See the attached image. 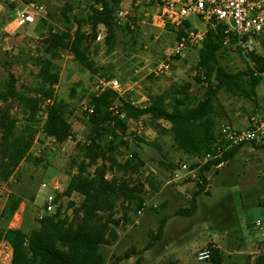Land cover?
Segmentation results:
<instances>
[{
  "label": "trees",
  "instance_id": "16d2710c",
  "mask_svg": "<svg viewBox=\"0 0 264 264\" xmlns=\"http://www.w3.org/2000/svg\"><path fill=\"white\" fill-rule=\"evenodd\" d=\"M32 1L25 0L27 3ZM72 1L75 0H67L63 7L60 28L50 29L41 39L37 55L31 58L37 67L34 83L18 88L14 76L10 75L6 87L0 91V181L8 182L25 160L35 164L42 161V157L32 153L39 137H42V143L46 139L63 143L73 136L69 117L76 114L75 108L65 99L58 98L55 92L60 81L58 59L62 52L69 51L80 70L88 72L92 79H110L116 76L114 68L100 64L92 56L93 45L98 43V26L103 24L107 28L104 42L108 52L114 50L118 28L129 33L140 30L139 27L131 28L128 23H118L117 12L121 0H95L102 4V9L90 4V12L85 16L73 13ZM132 19L139 18L132 16ZM74 23L77 25L74 26ZM185 25L190 27L189 22ZM183 29L176 32V37ZM135 44L136 38L133 37V46ZM228 49L220 28L207 32L198 50L195 75V79L205 87L202 96L198 90L193 91L190 83H173L159 92L149 93L147 101L141 105L128 95L120 96L110 88L89 92L84 111L77 115L88 132L84 140L76 143L77 153L71 163L76 171L71 174L64 192L58 195L60 199L76 193L82 199L79 203L69 201L66 210H71L72 215L63 212L61 204L56 213L45 214L38 219L37 227L26 231L22 226H10L24 201L20 194L12 191L0 215V246L8 242L12 247L11 264H120L139 254L135 245L122 254H112L110 258L102 250L103 246H112L118 240V228L124 219L128 220L127 212L132 207L138 211L144 207L146 188L150 186L155 191L159 188L157 178L151 172L143 178L132 180L129 177L139 174L144 166L138 151L132 150L124 161L118 158L120 149L130 148L131 141L148 143L135 132H132L131 140L128 138L130 121H141L145 126L161 119L169 121L170 127H158V131L172 135L176 147L193 160L189 165L197 169L199 178L196 182L198 189L190 199L191 205L178 209L175 214L193 215L197 208V197L207 191L206 174L213 167L234 159L244 145L216 153L221 122L229 117L228 109L219 104V93L223 91L231 97L257 103V87L264 80V54L251 52L246 57L237 49L246 61V68L231 71L220 59ZM75 92L76 89L72 88V96ZM15 106L26 116L23 124H19L18 117L12 111ZM151 144L160 148L157 141ZM210 152L214 156L205 164L199 166L195 162V158ZM173 166L178 167L174 163ZM109 171L115 172L109 177ZM116 171L123 175L119 176ZM118 207L124 209L122 216L116 215ZM166 223L167 217L164 216L156 231L150 233V240L141 252L152 248L162 239ZM208 248L212 250L210 263L223 264L221 249L212 243ZM255 264H264V253L257 256Z\"/></svg>",
  "mask_w": 264,
  "mask_h": 264
},
{
  "label": "rangeland",
  "instance_id": "374dc122",
  "mask_svg": "<svg viewBox=\"0 0 264 264\" xmlns=\"http://www.w3.org/2000/svg\"><path fill=\"white\" fill-rule=\"evenodd\" d=\"M66 1L34 0L27 3L25 0H0V91L6 87L10 75L14 76L18 88L34 83L37 67L31 58L37 55L39 43L50 29L60 28ZM90 4V0L72 1L73 13L85 16L90 12ZM34 5L43 6L41 13L33 23L18 27L14 21L17 15ZM152 5L149 0H121L119 8L127 9L131 16L145 18L146 12L155 10ZM191 20L201 28L204 27L198 17L192 16ZM146 21L148 23L134 33L118 28L114 50L108 52L103 40L93 45L92 56L100 64L114 68L115 77L119 78L125 88V95L138 105L147 101L149 93L159 92L173 83H190L193 91L198 90V94L202 96L205 87L195 79L197 51L175 58L171 76H156L153 73L156 65L170 52L177 33L172 27L160 30L152 26L148 19ZM133 37L136 38L135 46ZM220 59L231 71L246 68V61L233 47H229ZM58 64L60 81L55 92L58 98L65 99L75 108L76 114L69 117L73 136L63 143L50 139L42 143V137H39L32 153L42 157V161L35 164L25 160L8 182L0 181V215L8 195L16 191L24 201L10 226H22L26 231L37 227L38 219L45 215V197L48 190L42 189V183L57 179L65 188L71 174L76 171L71 166L72 158L77 153L76 143L84 140L88 132V128L77 115L84 111L88 93L96 88L98 80L92 79L88 72L81 71L69 51L62 52ZM72 88L76 89L73 96ZM257 93L258 101L255 103L250 99L231 97L221 91L218 96L219 104L229 111L228 119L221 123L236 125V117L264 115V80L258 85ZM12 111L18 117L19 124H23L26 117L23 111L16 106ZM148 125L147 131L139 136L135 130L136 125L130 122L128 138L131 140L135 132L148 143L131 141L130 148L120 149L118 158L124 161L132 150L138 151L144 166L139 174L129 177L132 180L143 178L151 172L157 178L159 188L156 191L150 186L146 188V202L142 213L134 207L127 212L128 220L124 219L119 226L116 243L102 247L105 255L110 258L112 254H122L128 247L135 245L139 254L123 260L120 264H165L169 261H177L178 264H211L209 260L200 261L198 253L212 243L221 249L224 255L223 264H255L257 256L264 253L261 236L254 228L256 219H264V139L244 144L234 159L219 167H213L206 174L207 191L197 197L196 211L191 216H184L175 213L178 209L191 205L190 199L198 189L197 180L174 179L179 171L173 163L189 164L193 160L176 147L171 134L158 131V127H163V124ZM154 141H157L160 148L151 144ZM113 172L115 171H109L108 176ZM116 173L123 175L119 171ZM81 199L77 194L63 197V212L72 215L71 210H66L69 201L79 203ZM123 213L124 209L118 207L116 215L122 216ZM164 216L167 217V223L162 239L152 248L141 252L150 240V233L156 231ZM0 248L3 256L10 254L11 248L7 242H3ZM0 264L4 263L0 260Z\"/></svg>",
  "mask_w": 264,
  "mask_h": 264
},
{
  "label": "built area",
  "instance_id": "2783aa9c",
  "mask_svg": "<svg viewBox=\"0 0 264 264\" xmlns=\"http://www.w3.org/2000/svg\"><path fill=\"white\" fill-rule=\"evenodd\" d=\"M149 1L154 2L152 6L155 7V10L146 12L145 18L133 20L127 9L119 8L117 12V21L119 24L128 23L131 28L139 27V29L148 23L146 21L147 19L152 26L160 30H167L169 27H172V29L177 32L181 28H184L183 32L177 36L166 58L161 60L153 70L156 76H171L174 59L187 52H198L210 29L220 28L224 36V44L240 50L246 57H248L247 55L251 52L264 54V52H262L264 49V0ZM90 2L95 7L102 9V4L97 3L95 0H90ZM42 9L43 6L34 5L27 7L15 18L14 21L16 25L18 27H24L33 23ZM192 16L198 17L204 24V27L201 28L193 23L191 20ZM186 22L190 23V27L185 25ZM76 25L77 24L74 23V26ZM106 34L107 28L103 24H100L97 30L96 41H103ZM106 88L114 90L120 96H125V88L117 77L110 79L98 78L95 90ZM47 102H50V100ZM130 122L136 125L135 130L138 135L142 136L147 131V126L141 121ZM157 123L163 124L162 126L165 128L170 127L169 121L165 119L157 120ZM41 131L42 125L40 126L39 135H41ZM262 139H264V115L251 114L248 117L246 125L243 127L225 122L221 123L220 136L216 143L215 150L217 154H221L225 150L236 145ZM213 156L214 155L210 152L201 158H195V162L201 166L209 159L213 158ZM177 168L179 173L175 174L174 179H199L197 169L191 168L188 163L180 162ZM42 189L48 190L45 197V214L56 213L62 204V198L65 197L62 196V198L60 197V199H58V195L62 194L65 188H63L62 184L57 179H54L51 182H43ZM74 194L76 193H73V195ZM143 209L142 207L138 212L142 213ZM43 216L44 215H41L40 218ZM254 228L259 232L261 236L260 240L264 244V219H256ZM10 248V254L7 253L4 256L0 248V260L4 264H11L12 247L10 246ZM211 256L212 250L210 248L201 249L198 253V259L200 261H208L211 259Z\"/></svg>",
  "mask_w": 264,
  "mask_h": 264
},
{
  "label": "crops",
  "instance_id": "0c3cea01",
  "mask_svg": "<svg viewBox=\"0 0 264 264\" xmlns=\"http://www.w3.org/2000/svg\"><path fill=\"white\" fill-rule=\"evenodd\" d=\"M250 116V115H249ZM249 116H246V117H236V121H237V124H236V126H238V127H243V126H245L246 125V123H247V120H248V117Z\"/></svg>",
  "mask_w": 264,
  "mask_h": 264
}]
</instances>
